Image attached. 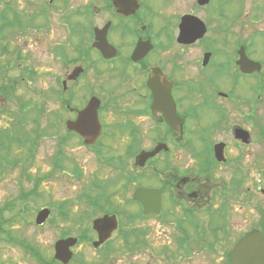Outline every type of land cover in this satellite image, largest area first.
I'll return each instance as SVG.
<instances>
[{"label": "flooded vegetation", "instance_id": "1", "mask_svg": "<svg viewBox=\"0 0 264 264\" xmlns=\"http://www.w3.org/2000/svg\"><path fill=\"white\" fill-rule=\"evenodd\" d=\"M230 2L0 0L4 107L17 86L25 81L33 89L36 82V67L21 61L36 55L62 60L54 95L69 116L60 143L77 138L101 153L98 145L110 137L119 141L120 155L130 157L128 165H120L125 181L110 199L105 184L93 185L99 205L88 204L89 193L80 197L98 210L93 220L114 215L117 227L93 246V259L74 252L77 264H233L237 243L250 232H264V0H239V21L228 19ZM196 19L206 26L201 37ZM107 41L108 57L95 46ZM93 97L100 101L102 132L87 145L67 122ZM44 108H34L37 117ZM54 113L38 132L41 139L59 134L51 130L63 118ZM158 146L144 164L137 163L139 154ZM50 175L36 179L26 200L38 195ZM137 190L143 200L136 198ZM93 234L98 240L99 232ZM41 246L30 242L31 253L24 249L34 262L54 264Z\"/></svg>", "mask_w": 264, "mask_h": 264}, {"label": "rangeland", "instance_id": "2", "mask_svg": "<svg viewBox=\"0 0 264 264\" xmlns=\"http://www.w3.org/2000/svg\"><path fill=\"white\" fill-rule=\"evenodd\" d=\"M218 8L219 4L213 7L214 10ZM240 9L239 0H231L226 8L228 19L239 21ZM203 14L214 26L216 22L211 16V10H203ZM244 19L249 22L247 19L250 18L247 15ZM238 28V25H235L234 30L237 34ZM21 62L23 64L32 62L37 69V77L33 89H29L25 81L17 86L15 95L7 102L4 110H0V145H2L0 149V264H38L26 254L25 249L30 250L31 253L28 247L30 242L37 247L39 244L42 245L48 258H51L54 256V242L63 232L70 231L71 235H76L83 233V229L90 228L98 210L89 208L84 201H80V197L86 196L87 193L97 197L98 193L95 194V192L98 191L95 188L98 187L93 185L105 184L103 186L105 195L110 199L113 192L125 181V178L123 179L125 172L121 170L120 165L130 160L129 156L120 155L119 141H114L115 139L111 141L110 137L103 138L98 145V148L103 150L101 153L97 147H87L81 144L79 139L72 137L67 138L61 147L62 137L60 136L66 132L64 121L69 113L65 107L61 106L60 97L54 95L57 88L54 78L63 73L62 60L36 55L31 61ZM23 67H18L14 74L20 75ZM52 80L53 86L50 87ZM19 103L24 109L19 108ZM40 104L45 107V114L37 117L38 114L34 108ZM54 112H59L63 118L60 124L51 130L58 131L59 134L42 139L40 136L37 150L35 147L32 155L29 154V145L21 146L16 140H9L15 132H20L17 135L18 140L24 139L25 134L32 133L35 128L38 132H43L50 120V115L51 117L56 115ZM18 116L23 118L18 119ZM144 142L149 144L153 143V140ZM60 150L63 152L62 158L57 157ZM24 165L27 166L25 171ZM51 171L54 175L43 179L39 185L40 195L31 196L27 200H22V195L20 199L23 193L29 195L38 177ZM126 171L128 172V169ZM25 174L32 178L29 179ZM49 178V182H45ZM115 180L119 181L118 184L111 186ZM63 200H71L74 203L71 217L82 216L83 223L57 218L55 214L59 208L56 205L55 209L52 208V216L55 215L52 221L48 220L42 226L35 224L34 219L38 209L48 206L49 202ZM115 200L120 203L122 197L117 195ZM8 204L12 205H9V209H5ZM85 213L90 217H86ZM2 226L4 230H1ZM82 244L73 248L74 252H77L76 256L84 254L85 259H93L95 251L92 244L89 242ZM79 258L80 256L75 258L76 261L71 264H77ZM123 259L130 260L129 257ZM138 259H141L140 256L136 258V261Z\"/></svg>", "mask_w": 264, "mask_h": 264}, {"label": "water", "instance_id": "3", "mask_svg": "<svg viewBox=\"0 0 264 264\" xmlns=\"http://www.w3.org/2000/svg\"><path fill=\"white\" fill-rule=\"evenodd\" d=\"M207 1V0H206ZM197 20V19H196ZM184 29V28H183ZM197 37L203 36L206 31V26L203 21L197 20ZM184 36H188L185 34ZM97 47L103 52L105 56H110L105 45V42H99ZM139 48L135 50L134 57ZM1 105H4V100L0 98ZM100 101L93 97L88 102L87 106L80 110L75 120L67 122V127L79 133L84 138V143L92 145L96 142L102 131V125L99 119L98 107ZM162 146H158L152 152H142L137 156V163L142 165L145 161L156 154ZM136 198L143 200L141 193L136 192ZM50 209L43 208L39 211L36 222L42 224L49 217ZM117 227V219L114 215H105L93 221V228L99 232V239L94 241V245L104 242L109 238L113 230ZM78 241L77 237L62 238L55 243V257L64 263L70 261L73 256L71 247ZM233 264H264V232L253 231L243 237L231 251Z\"/></svg>", "mask_w": 264, "mask_h": 264}, {"label": "trees", "instance_id": "4", "mask_svg": "<svg viewBox=\"0 0 264 264\" xmlns=\"http://www.w3.org/2000/svg\"><path fill=\"white\" fill-rule=\"evenodd\" d=\"M18 134H20V132H15L12 137H9V140L10 141L16 140L18 142V144L21 145V146H25V145L28 146L29 145L28 150H29V152L32 155V151L34 150V148L37 145V138L40 137L37 129H35L32 133L25 134V138L22 139V140H18V138H17V135ZM1 148H2V145H0V149ZM88 199H89V203H88L89 205H91V204L92 205H99V202L101 200V197H97V198L90 197ZM58 205L60 206V210H61V213H62L61 216L65 220L69 219L68 207H67L68 206V202L67 201H63V202L58 203ZM81 219H82V217L81 216H78V217L74 218L73 221H75V222H82ZM66 234H67V232L64 235H66ZM56 262L57 261L54 259V263L55 264H56Z\"/></svg>", "mask_w": 264, "mask_h": 264}]
</instances>
